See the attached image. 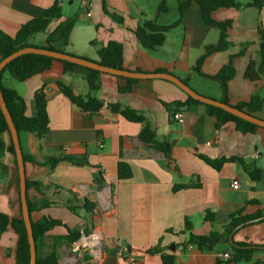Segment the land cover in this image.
<instances>
[{
	"label": "crops",
	"instance_id": "0c3cea01",
	"mask_svg": "<svg viewBox=\"0 0 264 264\" xmlns=\"http://www.w3.org/2000/svg\"><path fill=\"white\" fill-rule=\"evenodd\" d=\"M179 1L165 0L167 10L161 12V0H105L108 10L124 18V24L113 21L103 10V0H62L61 20L53 22V31L66 18H75L69 41L51 43L57 50L89 61H98V50L109 41L123 45L125 70L144 73H169L179 78L200 95L222 101L221 85L212 77L231 65L235 75L228 82L231 106L249 102L252 97L264 99V76L257 81L245 78L251 62H260L264 35V0L261 7L218 9L211 13L217 22H229L228 47L205 55L206 47L218 44L220 30L207 26L198 3L186 8L181 24L166 33L165 43L155 51L141 47L133 31L142 21L169 26L179 18ZM246 4L250 0H235ZM55 0H0V30L15 37L23 24L41 17ZM87 14H91L90 17ZM95 45H92V43ZM32 44L48 46V34H38ZM198 67V71L196 68ZM258 66L255 68L257 70ZM87 71L75 68L65 73L63 64L54 61L51 69L17 82L4 74L2 84L15 89L26 102V115L35 114L34 95L43 86L48 91L47 112L50 129L43 139L29 132L19 134L24 155L36 162L49 157L86 159L90 166L63 161L50 170L34 162H25L26 177L38 181L43 188L27 190V200L50 205L31 214V221L44 217L61 220L69 229L89 227L87 234L101 239L97 250L75 251L74 243L59 248L60 264H163L160 254L149 249L160 247L173 254L175 264H264V222L249 225L233 234L238 243L259 246L249 261L231 263V245L220 243L212 251L184 247L189 234L208 235L222 232L223 225L239 211L252 215L264 209V128L243 134L232 122L216 127L217 118L207 113L203 104L189 103L188 95L177 85L163 79H141L133 91L121 93L127 78L102 73L100 89L90 93ZM55 82L73 88L76 94L92 95L103 101L98 113L90 114L63 95ZM119 103L141 113L159 141H168L170 158L144 143L140 137L143 124L127 121L113 113L109 104ZM175 103H182L176 107ZM183 115V122L174 116ZM256 116L264 120V103ZM200 155L210 159L237 157L243 161L225 164L216 170ZM128 162L133 171L129 180H118V163ZM261 171L259 180L249 172ZM103 182L97 181V176ZM99 177V176H98ZM239 181L240 188H232ZM187 187L174 191V187ZM88 201L91 213L84 209ZM73 208L74 210H71ZM207 211L214 222H205ZM0 212L10 218L22 215L19 173L15 156L6 153L0 162ZM192 225L185 232V223ZM64 226L53 228L50 237L67 235ZM40 248L45 254V246ZM18 237L10 226L0 235V264H16ZM229 254L230 258L224 255Z\"/></svg>",
	"mask_w": 264,
	"mask_h": 264
},
{
	"label": "trees",
	"instance_id": "16d2710c",
	"mask_svg": "<svg viewBox=\"0 0 264 264\" xmlns=\"http://www.w3.org/2000/svg\"><path fill=\"white\" fill-rule=\"evenodd\" d=\"M196 2L199 4L202 12V17L207 26L217 27L221 34L218 44L206 47V53L198 61V66L202 60L210 53L216 51L225 50L228 47L227 42V27L229 22H217L211 18V13L218 9H241L248 6H258L261 7L262 4L260 0H250L246 4L239 3L235 0H181L179 1V18L173 24L169 26H159L151 21H142L138 27L133 31L141 47L148 51H155L157 48L161 47L165 43L166 33L181 24V19L185 13L186 8L190 3ZM103 10L106 15H108L116 23L123 25L124 18L115 12H110L108 6L103 0ZM159 10L164 12L167 10V5L165 0H161ZM63 18L62 13V0H55L54 4L48 8L44 14L36 19L23 24L15 37H11L0 30V62L13 54L14 52L26 48V47H36L45 48L49 50L59 51L51 45L52 42L56 40H61L65 44L69 41V36L71 30L73 29L76 19L66 18L60 22V24L53 30L50 31L49 28L53 22L61 20ZM48 34V46L39 47L31 43L32 39L38 34ZM262 40H264V35L261 34ZM92 45H95L93 42ZM61 52V51H60ZM64 53V52H63ZM260 62H251L248 66L245 78L251 81H257L262 76H264V41L261 43L260 50ZM98 63L103 66L125 70L123 67V45L118 41H109L106 45H103L98 50ZM54 61H58L63 64L65 73L72 72L75 68H82L87 71L86 80L90 89V93L96 92L100 89V76L101 72L88 69L75 65L67 61L56 60L47 56L37 55V54H25L13 61H11L1 72V89L2 94L12 117L13 123L17 129L18 134L21 132H29L35 135L39 139H43L50 129V120L47 112V98L48 91L46 86L39 89L34 95V106L35 114L33 116L26 115V102L24 98L15 89L7 88L2 84V77L4 74H9L17 82L23 83L33 77L34 75L41 74L49 69H51ZM258 66L257 70L255 68ZM198 71V67L196 68ZM235 75V72L231 65L224 67L221 71L214 77V80L218 81L221 85L223 92V100L221 102L229 104L228 101V82ZM128 86L120 88L121 93H130L133 91V84L136 83L137 79H128ZM188 85V83L185 81ZM55 88H57L63 95H65L77 108L88 112L90 114L98 113L104 107L103 101L93 97L91 94L88 96H82L76 94L73 88L62 82H55ZM197 103L202 104L199 101L194 100L188 96L186 104ZM264 99L254 96L247 103H241L237 106H233L241 111L251 114L255 117L256 114L261 110ZM182 103H175L176 107H181ZM207 113L209 115L215 116L217 118L216 127L220 128L222 125L232 122L236 125L238 131L243 134L255 133L260 127L250 123L244 119H241L221 108L214 107L211 105H205ZM108 107L113 113L120 114L129 122L143 124V129L140 133V137L144 143L149 145L154 150L161 152L167 158H170L171 146L168 141H159L156 138L155 131L147 123L146 118L136 110L123 106L119 103L109 104ZM10 153L15 156V149L11 139V134L9 132V127L6 119L2 113L0 107V162L2 157ZM206 164L211 166L216 170H220L225 164L240 162L244 164L243 161L237 157L231 158H221V159H210L206 156H199ZM25 162H34L42 166L48 167L50 170L55 169L59 163L63 161H69L74 165L78 166H90L86 159H78L74 157L58 156L46 158L43 162H36L31 156L24 155ZM99 176V177H98ZM97 181L103 182V178L98 175ZM249 176L252 180H259L261 178V171L252 170L249 172ZM133 177V171L131 165L126 161H120L118 163V180L125 181ZM27 190L29 188H35L40 191L44 186L38 181L26 180ZM185 185H179L174 187V191L181 188H185ZM28 201V207L30 214L35 211H39L47 208L50 203L43 201L41 204L31 203ZM84 209L91 213L94 209V205L88 201L84 203ZM71 210H74L71 208ZM259 219V220H258ZM258 220V221H257ZM205 222H214V214L211 211H207L204 216ZM257 222H264V209L259 210L255 214L245 215L243 211H239L232 215L227 222L223 225V231L217 232L212 231L208 235H195L193 233L189 234L188 240L184 243V247L194 246L200 251H212L215 246L220 243H226L231 245L233 255L231 257V263H240L249 261L252 254L259 247L257 245H251L248 243H238L233 242L238 247H235L230 242V236L234 230H239L240 228L256 224ZM12 227L18 237L16 264H30V247L28 242L27 231L22 215L18 218H10L8 215L0 212V235L7 231L8 227ZM67 226L57 219L50 217H44L39 222L32 221L33 236L36 244L37 259L36 264H60V252L59 248L65 245H70L71 243L77 242L81 236L80 229H68L67 235L50 237L48 233L55 227ZM192 225L189 221L185 223V232L190 231ZM89 231L86 230V233ZM51 238L53 240L52 249L45 254H41L40 248L46 244V240ZM150 255L160 254L163 264H175V256L173 254L163 253L160 247H155L147 251Z\"/></svg>",
	"mask_w": 264,
	"mask_h": 264
},
{
	"label": "water",
	"instance_id": "95a60500",
	"mask_svg": "<svg viewBox=\"0 0 264 264\" xmlns=\"http://www.w3.org/2000/svg\"><path fill=\"white\" fill-rule=\"evenodd\" d=\"M25 54H37V55H43L47 56L56 60L60 61H67L70 63H73L75 65L85 67L88 69L96 70L101 73H107L112 74L115 76H120L128 79H163L169 82L174 83L177 85L181 90H183L189 97L193 98L196 101H199L202 104L205 105H211L214 107L221 108L241 119H244L250 123H253L259 127L264 128V120L255 117L251 114H248L244 111H241L231 105L225 104L221 101H217L208 97H205L203 95H200L196 91H194L189 85L184 83L179 78L175 77L172 74L169 73H144V72H133L129 70H118L110 67H106L101 65L98 62L89 61L77 56H73L67 53H63L60 51H54L49 50L45 48H36V47H26L23 49H20L13 54L9 55L8 57L4 58L0 62V77L2 70L14 59L25 55ZM0 107L2 110V113L6 119V122L9 127V132L11 134V139L14 145L15 149V155H16V161H17V167H18V173H19V187H20V202H21V211H22V217L24 219L27 236H28V242L30 247V264H36L37 259V251H36V244L33 236V228H32V221H31V214L28 207V201H27V177H26V171H25V161H24V154L21 148L20 144V138L19 134L17 132V129L13 123L12 117L9 113V110L6 106L2 89H1V81H0ZM259 220V219H258ZM257 220V221H258ZM237 230V229H236ZM236 230L233 231V233L230 236V242L233 246L238 247L233 242V234L236 232Z\"/></svg>",
	"mask_w": 264,
	"mask_h": 264
},
{
	"label": "built area",
	"instance_id": "2783aa9c",
	"mask_svg": "<svg viewBox=\"0 0 264 264\" xmlns=\"http://www.w3.org/2000/svg\"><path fill=\"white\" fill-rule=\"evenodd\" d=\"M88 17L91 16V14H87ZM174 118L178 122H183V115L180 113L175 114ZM232 188L237 190L240 188V183L237 180H234L232 182ZM95 244H92V243ZM101 239L96 234H86L83 231L81 232L80 238L77 240V242L74 243V250L75 251H83V250H97L101 247ZM225 258H230L229 254L224 255ZM130 261L134 264H137L134 259H130Z\"/></svg>",
	"mask_w": 264,
	"mask_h": 264
},
{
	"label": "rangeland",
	"instance_id": "374dc122",
	"mask_svg": "<svg viewBox=\"0 0 264 264\" xmlns=\"http://www.w3.org/2000/svg\"><path fill=\"white\" fill-rule=\"evenodd\" d=\"M86 230H88V231L90 232L89 227L84 228V229H83V232L86 233ZM86 234H87V233H86ZM52 243H53V240H52L51 238H49V239L47 240V245L45 246V253H46V252H49V251L52 249Z\"/></svg>",
	"mask_w": 264,
	"mask_h": 264
},
{
	"label": "bare ground",
	"instance_id": "6f19581e",
	"mask_svg": "<svg viewBox=\"0 0 264 264\" xmlns=\"http://www.w3.org/2000/svg\"><path fill=\"white\" fill-rule=\"evenodd\" d=\"M92 244H95L94 242Z\"/></svg>",
	"mask_w": 264,
	"mask_h": 264
}]
</instances>
